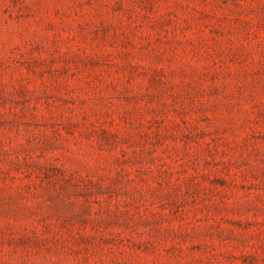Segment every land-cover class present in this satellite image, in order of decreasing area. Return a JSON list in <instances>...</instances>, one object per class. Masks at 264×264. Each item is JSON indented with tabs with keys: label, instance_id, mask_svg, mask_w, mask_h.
<instances>
[{
	"label": "rangeland",
	"instance_id": "374dc122",
	"mask_svg": "<svg viewBox=\"0 0 264 264\" xmlns=\"http://www.w3.org/2000/svg\"><path fill=\"white\" fill-rule=\"evenodd\" d=\"M0 264H264V0H0Z\"/></svg>",
	"mask_w": 264,
	"mask_h": 264
}]
</instances>
